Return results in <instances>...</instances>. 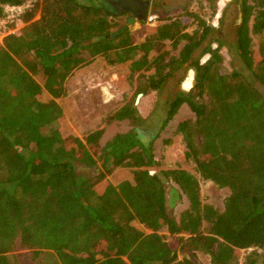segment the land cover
<instances>
[{
	"label": "trees",
	"instance_id": "16d2710c",
	"mask_svg": "<svg viewBox=\"0 0 264 264\" xmlns=\"http://www.w3.org/2000/svg\"><path fill=\"white\" fill-rule=\"evenodd\" d=\"M26 1L0 0V19L5 5ZM206 2L214 14L217 0ZM235 2L242 25L229 50L239 68L229 74L220 71L223 43L210 38V27L196 15L191 17L199 20V29L191 34H181L185 26L176 20L148 28L146 41L135 45L126 27L110 32L114 24L100 3L40 0L25 12L26 25L0 46V264H21L11 253L16 243L31 251L37 264H194L196 254L210 264H264V0ZM163 39L186 41L179 57L165 64L162 56L148 57ZM206 39L209 58L201 64L193 53ZM96 56L109 65L130 61L132 75L153 68L152 74L140 75L147 79L137 94L159 90L190 63L193 86L170 101L163 126L182 105L190 109L194 120L179 122L175 134L198 176L180 169L151 174L149 168L156 166L151 146L139 142L134 128L103 147L101 130L83 144L51 128L62 111L37 96L42 89L53 99L63 96L65 79ZM38 74L43 86L33 78ZM124 119L135 128L142 123L132 101L109 120ZM77 163L94 176L79 177ZM117 168L132 170L133 182L96 193V184ZM199 179L228 189L223 209L202 202ZM168 183L176 186L170 188L175 197L169 198ZM182 196L188 208L177 219L171 205ZM134 221L150 233L135 229ZM164 229L189 256L178 260L176 249L160 235ZM237 251L246 252L243 263Z\"/></svg>",
	"mask_w": 264,
	"mask_h": 264
},
{
	"label": "rangeland",
	"instance_id": "374dc122",
	"mask_svg": "<svg viewBox=\"0 0 264 264\" xmlns=\"http://www.w3.org/2000/svg\"><path fill=\"white\" fill-rule=\"evenodd\" d=\"M78 1L79 3L85 5L100 3V0ZM188 1L189 0H187V2ZM190 1L193 6L198 0ZM229 1L231 0H218L216 10H218V7L220 8L226 5ZM231 3L229 5H231ZM192 9L196 10V6H193ZM197 12L202 17H204V19L209 21V24H214L218 19V15L217 17L215 15L214 17L210 18L211 11L209 9L208 3L206 5V10L199 8ZM173 17L177 16H170V18ZM108 21L114 24V26L110 29L111 33L126 27V29L132 34V42L135 45L142 43L144 39V30L142 28L139 29V25L137 23H131L130 25H127L124 21V18H108ZM155 21L157 20L152 16L149 24L156 25L157 22ZM183 21L188 23L190 19L186 18ZM5 37L6 36L2 38L0 36V46L2 45L3 39ZM230 41L231 40H229V42ZM162 44V50L164 51L162 53L164 56L162 57L164 61H168L171 58L177 56L180 49L179 45L174 46L172 41H166ZM252 44L253 58L254 61L257 62L260 59L258 53L259 42L256 38H254ZM160 53L161 52L155 51L150 52L149 58H158ZM201 53L202 49H198L194 56L195 58H201V61H203L206 59V57L202 56ZM220 53L223 57L220 68L222 73L228 74L239 68L238 62L233 58V50L229 51L226 46V48L221 49ZM163 63L165 64L166 62ZM152 73L153 69H150L147 72H142L141 74L136 72L132 75L130 64L128 62L120 65H109L103 56H96L91 59L89 64L74 70L72 74L65 79L63 84V86L65 85V94L63 96L58 99H53L46 90L42 89L41 93L37 96V100L45 104L54 101L60 107L62 116L58 119L56 124L52 125L51 128H56L61 134L62 138L74 137L77 132L87 134L90 131H93V133L88 134L90 136L94 134L95 131H100V128L103 127L101 130L102 134L105 135L106 132V138L110 139L114 131L123 132L128 128H134L132 127L131 123H129V121L119 123L113 122L115 120L110 121L109 119L118 110L124 107L128 100L130 102L134 101L137 95V87L144 85L147 79L142 78L140 75L143 74L148 76ZM193 77L194 72L190 73V69H184V67H182L181 70L174 72L173 76L168 78L161 89L145 94L149 95V99L152 100L153 105L149 109V114L147 115L146 119L142 121L137 129L145 128L147 130H151L152 132H156V137L152 140L150 145V154L153 157L154 165H156L149 168V171L152 174L158 173L160 171L180 169L197 175L195 164L192 161L185 159V147L182 143L181 136L175 134L179 122L185 119L194 120V115L190 109L185 104L182 105L174 118L170 120L165 126H163L168 112V104L174 99L177 93L188 92L192 88L194 80L191 79H193ZM33 78L39 85L43 86L45 79L42 74L35 75ZM51 128H49L48 131H50ZM95 158L97 157L95 156ZM100 165L101 160L96 159V166L100 167ZM123 169L124 170H122L123 173L121 175L116 176L113 174L116 171L115 169L111 173L112 176L110 174L103 178V180L98 184H96L94 187L96 193L102 194L108 185L117 186L123 181L133 182L132 170L127 168ZM76 173L82 178L88 176L92 177L95 174V172L89 174V171L81 166L76 167ZM199 186L200 196L203 203L210 204L218 210L223 209L224 200L229 194L228 189H219L212 182L202 181L200 179ZM170 188L176 189V186L173 183H168V192L170 191ZM172 203L174 204L171 205V211L178 219L180 213L188 208V202L186 198L182 196L181 200H177L176 198ZM131 225L144 234L150 233L149 230L136 221L132 222ZM160 235H164L165 241L171 247L176 249L178 260H181L184 256H189L187 252L179 249L177 238L175 236H170L165 229L160 232ZM11 253L16 256L17 260H19V263L21 264L39 263V259H33L31 251L21 248L18 243L15 244ZM245 254V251L236 252V256L240 263H243ZM191 261H193L194 264H210L208 257L201 254H196L195 258L191 257Z\"/></svg>",
	"mask_w": 264,
	"mask_h": 264
},
{
	"label": "flooded vegetation",
	"instance_id": "af4514ba",
	"mask_svg": "<svg viewBox=\"0 0 264 264\" xmlns=\"http://www.w3.org/2000/svg\"><path fill=\"white\" fill-rule=\"evenodd\" d=\"M217 2H216V6H217ZM229 2L230 3L233 2V3L229 5L230 4ZM229 2H227V4L224 5L223 7H220V8L218 7V10H216L214 14H210V18L214 17L215 15L217 17L218 15V19L216 20L214 24H209V21L204 19V17H202L197 12L199 8L201 9L203 8L206 10V5H207L206 0L196 1L193 5V6H196V10L192 9L193 6L190 0L188 2L187 0H100V4L103 6L104 13L106 14L108 18H124V21L126 24L131 18V19H134L132 23H137L139 25V29L142 28L144 30L145 33L143 32L144 39L142 43H139L136 45L143 44L146 41V38H147L146 30L148 28L155 29V30L161 29V28H164L165 26L173 24V22H175L176 20H178V26L179 25L180 27L185 26L183 29H180L181 34H191L193 31L199 29V20H194L191 17L192 15H196L205 22L206 26L210 27V32H211L209 34L210 38H217L223 43L224 46L220 48L219 53L221 52L222 48H226L227 46V49L229 50L231 44L234 45V42L238 36V32L240 31L239 29L242 25V14H241L239 3H236L235 0H231ZM171 15H176L177 17L170 18ZM152 16L154 17V19L157 20L155 21L157 22L156 25L149 24ZM186 18L190 19L188 23L187 22L185 23L183 21ZM229 40L231 41L229 42ZM166 41H172L174 46L176 45L180 46L177 56L173 57V58H178L182 47L186 43V41L184 40L180 41L179 43H176L175 40H171V39L160 40L161 46L157 48H153L150 52H153V51L161 52L160 55L164 56L162 55V53L164 52L162 50L163 48L162 43H165ZM207 45H208V39L200 43L198 47V49H202V53H201L202 56L206 57V59H204L203 61H201V58H198V57L195 58L194 56L195 52L198 49L195 50L193 53V58L199 60L201 64L205 63V61L209 58V54L204 53V50L206 49ZM211 47L212 49H216L218 48V45L217 43H212ZM164 62H167V61H164ZM182 67H184V69L185 68L190 69V73L194 72L193 69L191 68L190 63L182 64L177 71L181 70ZM141 70L142 72H147L144 69H141ZM141 70L139 71V74L142 73ZM191 80H194V77ZM138 95L139 94L136 95V98L133 101V105L138 103V99H139ZM143 132H146V130ZM135 133H136V130H135ZM154 134L156 137V132H154ZM144 135L145 137L141 135L140 139L138 138V135H137V139L144 147L148 149L151 143L150 142L148 144L150 135L149 134L147 135L146 133H144ZM76 165H80V164L77 163ZM168 194H169V198L174 196L172 195L173 192L170 193L169 191Z\"/></svg>",
	"mask_w": 264,
	"mask_h": 264
},
{
	"label": "built area",
	"instance_id": "2783aa9c",
	"mask_svg": "<svg viewBox=\"0 0 264 264\" xmlns=\"http://www.w3.org/2000/svg\"><path fill=\"white\" fill-rule=\"evenodd\" d=\"M40 0H27L20 5H5L0 19V36L17 35L26 25L22 17L26 11L35 7Z\"/></svg>",
	"mask_w": 264,
	"mask_h": 264
},
{
	"label": "crops",
	"instance_id": "0c3cea01",
	"mask_svg": "<svg viewBox=\"0 0 264 264\" xmlns=\"http://www.w3.org/2000/svg\"><path fill=\"white\" fill-rule=\"evenodd\" d=\"M127 63V62H126ZM128 63L129 64H131V62L130 61H128ZM153 69V68H152ZM152 71V70H151ZM139 72V71H138ZM141 72H142V70H141ZM153 72H154V69H153ZM65 86V85H64ZM65 88V87H64ZM131 100V99H130ZM128 102H130L129 100L127 101V103ZM153 105V102H152V100L151 99H149V95H145V94H142V97H140L139 99H138V103L137 104H135V105H133V107L136 109V112H137V117H139L142 121H144L145 119H146V117H147V115L149 114L148 112H149V109L151 108V106ZM128 122L129 120L128 119H124V120H122V121H117V120H115V121H113V122H119V123H122V122ZM130 123V122H129ZM132 125V124H131ZM132 127H133V125H132ZM102 128L103 127H101L100 129L102 130ZM99 129V130H100ZM134 129L136 130L137 129V127L135 128L134 127ZM140 129H144V130H146V131H151V130H147V129H145V128H140ZM131 130H133V128H128V129H126L125 131H123V132H117V131H114V133H113V135L110 137V139H108V138H106V132H105V135L104 134H102V136H101V138L99 139V145L101 146V147H103L107 142H109V141H111L116 135H123V134H127V133H129ZM95 132H97V131H95ZM152 132V131H151ZM91 133H93V131H90L89 133H76V135H74V137L75 138H78L83 144H85L86 143V141H87V139H88V134H91ZM152 134H154L153 132H152ZM137 136V135H136ZM85 138V139H84ZM155 138V134H154V137H152V138H149V142H148V144L150 143V142H152V140ZM150 145H151V143H150ZM136 149H138V147H136L134 150H136ZM120 169V170H119ZM122 170H124L123 168H118V169H116V171L113 173V174H115L116 176H118V175H121L122 173H123V171ZM152 174V173H151ZM111 176H112V174H111Z\"/></svg>",
	"mask_w": 264,
	"mask_h": 264
},
{
	"label": "water",
	"instance_id": "95a60500",
	"mask_svg": "<svg viewBox=\"0 0 264 264\" xmlns=\"http://www.w3.org/2000/svg\"><path fill=\"white\" fill-rule=\"evenodd\" d=\"M133 21H134V19H131V18H130L129 21L127 22V25H130ZM140 97H142V94H139V95H138V98H140ZM143 131H145V130L140 129V128L136 129V133H137L139 139L141 138V135H142L143 137H145L144 133H146L147 135L149 134V135H150L149 138L154 137V134H152L150 131H146V132H143ZM141 140H142V139H141ZM173 197H175V195H174Z\"/></svg>",
	"mask_w": 264,
	"mask_h": 264
}]
</instances>
